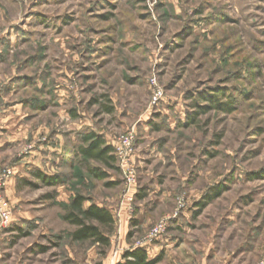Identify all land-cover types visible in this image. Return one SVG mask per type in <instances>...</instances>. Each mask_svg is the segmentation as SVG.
I'll return each instance as SVG.
<instances>
[{
  "label": "rangeland",
  "instance_id": "1",
  "mask_svg": "<svg viewBox=\"0 0 264 264\" xmlns=\"http://www.w3.org/2000/svg\"><path fill=\"white\" fill-rule=\"evenodd\" d=\"M127 133L135 185L89 175L81 138ZM0 144V264H264V0H0ZM77 196L113 217L104 256L71 239Z\"/></svg>",
  "mask_w": 264,
  "mask_h": 264
},
{
  "label": "trees",
  "instance_id": "2",
  "mask_svg": "<svg viewBox=\"0 0 264 264\" xmlns=\"http://www.w3.org/2000/svg\"><path fill=\"white\" fill-rule=\"evenodd\" d=\"M200 113H204L205 108H199ZM194 120V117L191 118ZM82 144L77 148V156L82 163L95 162L103 165L107 169H113L116 163L113 148L105 144L101 137L95 134H87L81 138ZM86 170L93 178L103 180L107 176L106 172L98 168H91L85 164ZM44 184L53 185L52 181L40 174H35ZM55 183V182H54ZM212 198V197H211ZM209 198V200L211 199ZM84 199L77 196L71 203L72 210L64 216V220L76 227L71 234V239L77 242H92L102 249L101 255H105V250L110 247L109 234L112 233L114 220L111 213L105 208L90 205L83 209ZM155 261H148L144 251L136 249L127 252L123 256V262L118 264H156Z\"/></svg>",
  "mask_w": 264,
  "mask_h": 264
},
{
  "label": "built area",
  "instance_id": "3",
  "mask_svg": "<svg viewBox=\"0 0 264 264\" xmlns=\"http://www.w3.org/2000/svg\"><path fill=\"white\" fill-rule=\"evenodd\" d=\"M112 145L114 156L126 173L127 184L129 186L135 185L136 177L133 168L130 166V155L133 151V135L131 133L121 135L115 142H112ZM13 177L14 170L10 166L0 163V236L13 223V211L5 197L6 188ZM158 228L154 229L152 235H155L159 231L157 230Z\"/></svg>",
  "mask_w": 264,
  "mask_h": 264
},
{
  "label": "crops",
  "instance_id": "4",
  "mask_svg": "<svg viewBox=\"0 0 264 264\" xmlns=\"http://www.w3.org/2000/svg\"><path fill=\"white\" fill-rule=\"evenodd\" d=\"M6 119V118H5ZM6 141V140H5ZM11 142H13L12 140H11ZM4 143H6V142H4ZM9 143V142H8ZM2 145L3 144H0V148L2 147ZM8 148H10V146L9 145H6ZM7 149V148H6ZM0 152L1 153H3L2 151H1V149H0ZM6 160V159H5ZM45 159L42 157V152H37V151H32V152H30V154L28 155V157H26V158H24L23 160H22V162H21V165L22 166H26L27 168V170L28 171H31V170H33V169H37V170H42L43 168H42V166H41V162L42 161H44ZM4 162V161H3ZM5 163V162H4ZM8 163V162H7ZM7 163H5V164H7ZM13 167V166H12ZM18 169L19 168H16V167H13V170H14V177H15V175H16V171H18ZM14 177L12 178V180L9 182V185H8V187H7V190H6V193H8L9 192V187L12 185V181H13V179H14ZM155 251V250H154ZM149 258H151V256H149ZM116 261H118V260H116ZM148 261H149V259H148Z\"/></svg>",
  "mask_w": 264,
  "mask_h": 264
}]
</instances>
